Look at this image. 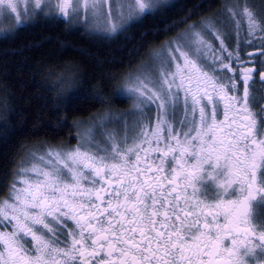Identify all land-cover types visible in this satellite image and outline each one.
<instances>
[{"label": "snow or ice", "instance_id": "obj_1", "mask_svg": "<svg viewBox=\"0 0 264 264\" xmlns=\"http://www.w3.org/2000/svg\"><path fill=\"white\" fill-rule=\"evenodd\" d=\"M104 3L112 16V0H83L85 19ZM44 7L35 0L34 11ZM56 7L65 19L81 14V0ZM153 7L127 0L115 19ZM240 7L226 5V21L200 31L190 26L135 78L127 91L139 98L137 118L123 135L102 133L108 147L89 129L78 148L50 150L43 167L21 170L35 175L0 201V264H264V98L245 66L264 57V16ZM0 17L11 21L6 31L23 23L16 0H0ZM244 20L245 46L258 40L260 49L247 61L239 40L228 51L221 32L227 22L238 37Z\"/></svg>", "mask_w": 264, "mask_h": 264}, {"label": "trees", "instance_id": "obj_2", "mask_svg": "<svg viewBox=\"0 0 264 264\" xmlns=\"http://www.w3.org/2000/svg\"><path fill=\"white\" fill-rule=\"evenodd\" d=\"M224 2L171 0L112 37L54 14L0 34V200L32 147L73 141L77 124L105 107L133 113L136 100L118 90L125 76Z\"/></svg>", "mask_w": 264, "mask_h": 264}, {"label": "rangeland", "instance_id": "obj_3", "mask_svg": "<svg viewBox=\"0 0 264 264\" xmlns=\"http://www.w3.org/2000/svg\"><path fill=\"white\" fill-rule=\"evenodd\" d=\"M171 0H152V3L154 7L152 8V11L158 9L161 6L167 5ZM17 2V9H18V14L19 18L23 22H28L32 21L33 19H36L40 16H48L50 14H54L56 16L62 17L63 16L59 15V9L56 7L57 0H41V2L45 5L43 12H36L34 11V4L35 0H16ZM91 0H89V3ZM127 0H112V16H107V12L109 10V4L104 3L103 5V10L100 14L93 16L91 12L87 14V19H85V16L83 14V0H81V14L77 16L76 18H69L66 19L69 22L73 23L76 26L83 27L89 31H93L96 34L104 35L107 37H112L114 36L120 29L123 30L124 26L127 24H131L139 19L140 16L133 18V19H128L127 15L125 14V18L123 21L115 19V13L119 11V6L121 4H126ZM237 3V0H225L224 5H222V9H213L212 12H208L206 15L203 16L202 22L192 23L190 26H192L196 31H200V25L208 22V21H226V13H225V7L227 6H232ZM247 4L249 7V10L252 11L255 15L257 16H264V0H239L240 8H237L236 11H241L243 6ZM25 11H27V14L25 15ZM141 18V17H140ZM65 19V18H64ZM11 23L10 20H6L4 17H0V34H5L6 31L5 29L9 28V24ZM117 25V30L113 31L112 30V25L113 24ZM21 24V23H20ZM127 25V26H128ZM186 27L184 30H182L179 35H177L176 40L177 41L184 33H186L189 30V27ZM219 26V25H218ZM241 28H247V22L246 20L242 21V27ZM15 28L12 29V31ZM245 29H242L243 32ZM236 26L230 23H225V25L221 28L222 33H228L230 35V38L227 42L225 41L226 46H231L233 45V38L234 34L236 32ZM10 30V32H12ZM172 42L174 46V42ZM211 43H214L216 47H219V43L217 41H210ZM170 43L165 45L164 47V52L163 55L158 57V55L151 54L149 53L148 57L146 58L143 63H140L141 65L137 67L136 69L131 72L129 76H125L123 81L119 84V92L120 90L123 92L128 93L129 95L132 94V98L136 100L134 103V107L136 108L137 104L139 101H137L139 98L137 94L128 92L127 89L133 86V81L135 78L140 75L141 73H151L153 70L158 66L159 61L161 58H163L166 55V50L169 48ZM228 48V47H227ZM162 50V49H161ZM229 51V50H228ZM157 56V58H155ZM211 57H209L210 59ZM126 84V85H125ZM151 87V85H149ZM137 117L135 115H132L131 112H125L123 109H117L115 107H105L102 112L96 113L85 120H83L81 123H78L76 126V136L74 134V140L73 141H64L61 143H55V144H39L35 147H32L27 154V156L24 157V159L21 161L19 170H22V168L27 167L30 168L31 163L34 161L37 162L38 164H34L36 166L44 165V163L40 160V157H44L45 161L50 159L46 154L52 150V151H61V152H68L70 150L75 149L73 144L75 142V138L81 139V142H83V137L86 134L87 130L93 129L94 130V139L96 142L101 144V142H105V137L102 135V133H107L111 132L113 130H116L120 135L123 134V124L125 121H133ZM119 121L117 123L116 121ZM104 124V127L101 128L100 125ZM106 146V145H103ZM18 170V171H19ZM18 173V172H17ZM16 173V174H17Z\"/></svg>", "mask_w": 264, "mask_h": 264}, {"label": "flooded vegetation", "instance_id": "obj_4", "mask_svg": "<svg viewBox=\"0 0 264 264\" xmlns=\"http://www.w3.org/2000/svg\"><path fill=\"white\" fill-rule=\"evenodd\" d=\"M257 15H258V14H257ZM191 24H192V22L187 23L188 26H190ZM242 29H245V28H240L239 36H238V37H237V35H236V32H237V30H236V32H235V34H234V38H233V40H232L233 45H231L230 47H232V51H234V50L236 49V47H237V40H239V42H240V48H241V50L239 51V55H240V57H241L242 60L247 61V57H248V54H249V53H257V52L260 51V49H259L258 47L254 46L255 44H258L259 41H258V40L255 41L253 46H245V41H246V37H247V32H246V29L244 30V32H243ZM227 47L229 48V46H227ZM225 55H226V54H225ZM260 59H264V57H260V58L257 59L255 62H247V63L245 64V66H246V67H251V68H254V69H255V74H254V76H253V80L256 81V83H255V85H254V88L256 89V91H255L254 94H255L258 98H264V84L261 83V78H260V75H259V72L262 71V70H264V69H261V67H260V63H259V60H260ZM227 62H228V61L225 60V63H227ZM232 66L235 67V64H233ZM228 74L231 75V73H228ZM242 91H243V88H242V86H241V93H242ZM82 143H83V142H81V139L75 138V142H74L73 146H74V148L76 149V148H78ZM101 144L105 145V144L102 143V142H101ZM103 145H99L100 148H106V147H108L107 145H106V146H103ZM92 150H93V151H96L95 148H93ZM34 164H38V163L34 161L33 163H31L30 168H31ZM43 166H44V165H40V164L38 165V167H43ZM19 167H20V166H19ZM22 169H29V168L24 167V168H22ZM18 170H19V168H18ZM18 170H17V172H18V173H17V177H16V179L13 181V183L16 182V187L19 188V187H23V186H24L23 184L19 183V181L24 180V179H29V178H31L32 176H34L35 173H29L27 176H25V175H21V174H20V173H21V170H19V171H18ZM13 183L10 185V189L8 190L7 195H5L0 201H3V200H6V199H9V194H10V192H11V190H12V185H13ZM257 212L259 213V215H260L262 218H264V208H259V209H257Z\"/></svg>", "mask_w": 264, "mask_h": 264}]
</instances>
